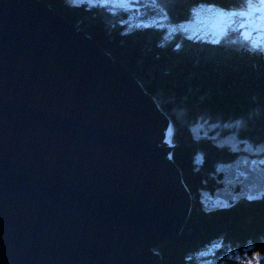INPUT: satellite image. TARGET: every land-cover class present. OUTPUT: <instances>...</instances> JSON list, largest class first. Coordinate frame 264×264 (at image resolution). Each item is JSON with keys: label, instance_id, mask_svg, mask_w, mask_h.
<instances>
[{"label": "water", "instance_id": "water-1", "mask_svg": "<svg viewBox=\"0 0 264 264\" xmlns=\"http://www.w3.org/2000/svg\"><path fill=\"white\" fill-rule=\"evenodd\" d=\"M166 113L43 0H0V264H160L191 194Z\"/></svg>", "mask_w": 264, "mask_h": 264}, {"label": "trees", "instance_id": "trees-1", "mask_svg": "<svg viewBox=\"0 0 264 264\" xmlns=\"http://www.w3.org/2000/svg\"><path fill=\"white\" fill-rule=\"evenodd\" d=\"M43 1L123 63L169 118L172 158L192 204L176 238L155 248L160 264H246V257L264 264V199L248 202L241 197L229 209L206 208L201 201L202 193L222 185V173L205 169L212 171L210 165L230 163L236 156L219 143L221 132L216 138L211 134L221 128L264 148V55L249 51L245 40L264 44V21L258 16L248 20L224 16V30L230 22L236 30L220 33V43L213 45L206 37L168 31L166 24L180 25L200 4L232 8L241 0H160L162 9L146 7L149 0H141L137 9L114 10L91 7L89 0ZM145 23L153 26L137 27ZM241 23L247 27L240 29ZM196 122L213 127L194 134ZM221 241L224 247L216 248Z\"/></svg>", "mask_w": 264, "mask_h": 264}, {"label": "rangeland", "instance_id": "rangeland-1", "mask_svg": "<svg viewBox=\"0 0 264 264\" xmlns=\"http://www.w3.org/2000/svg\"><path fill=\"white\" fill-rule=\"evenodd\" d=\"M200 5L193 7L191 17L185 22L180 23L183 27H176V32L181 33L184 36L198 35L202 38L206 37L208 39L219 37L221 35L220 33L224 32V27L221 26V20L224 16L216 10H209L207 7L200 8ZM108 7H110L111 10H114L119 6L110 4ZM121 8L137 9L138 5H130ZM166 25L168 31L169 28L173 26L172 24ZM164 35H166V33H164ZM160 38L163 42L167 39L164 38V36H161ZM226 125L229 124H225L224 126ZM192 127L194 134H198L199 130H202V128L204 133H208L213 126L210 128L208 127L207 129L204 124L196 122ZM220 129L218 130V133L211 134V136L216 138L219 135V132H221V136L218 138L219 143L228 145L231 150L236 151V156L230 161V163L217 161L214 165H210L213 172L205 169L207 173L213 174L215 172H220L223 175L221 181L222 185L219 189L212 193H202L201 201L206 208H212L213 204L222 202L231 204L233 203L234 198L237 200L247 195L256 196L264 193V148L238 139L236 134H227L224 130L220 131ZM198 159H200V156H198ZM212 248H215V246ZM233 256L237 257L238 255L234 254ZM246 261V264H260L257 257H246Z\"/></svg>", "mask_w": 264, "mask_h": 264}, {"label": "snow or ice", "instance_id": "snow-or-ice-1", "mask_svg": "<svg viewBox=\"0 0 264 264\" xmlns=\"http://www.w3.org/2000/svg\"><path fill=\"white\" fill-rule=\"evenodd\" d=\"M89 4L91 7H101V8H106L110 4L116 5L119 7H127L130 5H140L141 0H89ZM144 6H151V7H157V8H163V5L160 3V0H149V4L144 5ZM200 8H205L207 7L209 10H216L218 11L221 15L225 17H231V18H236L239 17L243 20H248L252 16H258L262 21H264V0H241L240 4L238 7H232V8H218L217 5L212 4V5H200ZM164 18L167 19V14L164 13ZM153 25L149 24H140L137 25V27H152ZM176 27H183V25H176L172 26L169 30L174 31ZM240 29H244L247 27L246 24L241 23L240 24ZM235 31L236 29L231 28V22L229 23L228 26H226L223 35H227L228 31ZM191 39V37H189ZM245 40L249 42L250 47L249 51L264 55V44H251V42L248 40V37H245ZM207 43L216 45L220 43V38H211L207 41ZM180 48V45H176V49L178 50ZM237 125L241 123V121L237 120L235 121ZM248 202L252 201H258L261 199H264V193H261L259 195L253 196V195H247L243 197ZM236 203V199H233V203L229 204L227 202H222L218 204H213L212 209L220 208V209H229L233 207ZM206 211H210L211 209H205ZM224 247L223 242L221 241V244L217 245L216 248H222ZM231 251V249H229Z\"/></svg>", "mask_w": 264, "mask_h": 264}, {"label": "bare ground", "instance_id": "bare-ground-1", "mask_svg": "<svg viewBox=\"0 0 264 264\" xmlns=\"http://www.w3.org/2000/svg\"><path fill=\"white\" fill-rule=\"evenodd\" d=\"M170 123V122H169Z\"/></svg>", "mask_w": 264, "mask_h": 264}]
</instances>
